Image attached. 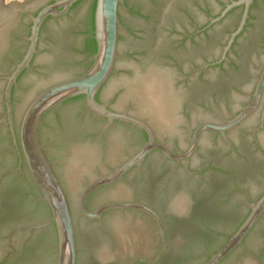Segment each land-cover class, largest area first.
<instances>
[{"label": "flooded vegetation", "instance_id": "flooded-vegetation-1", "mask_svg": "<svg viewBox=\"0 0 264 264\" xmlns=\"http://www.w3.org/2000/svg\"><path fill=\"white\" fill-rule=\"evenodd\" d=\"M54 1L47 0L45 5ZM230 1L128 0V3H124L126 10L135 18V24L129 29L134 49L131 55L145 64L156 61L161 69L169 71L165 72L170 74L166 84L174 89L171 100L176 116L173 115L167 125L156 128L146 117H139L128 110H118L112 106L108 108L145 121L153 130L155 141L164 144L174 154L188 150L190 138L197 126L203 123L224 124L252 99L264 64V11L251 4L247 22L226 52V57L219 63L212 64L221 59L223 46L229 34L237 27L242 6L231 9L218 22L206 25ZM71 9L72 5L65 13L50 15L43 21L38 43L45 22L50 19L58 20L68 15ZM31 13L32 9L21 10L6 25L0 41V64L14 51L21 18H29ZM56 31H51V34L55 33L60 46L55 48L58 55L64 53V46H61L64 42ZM34 56L29 66L32 65ZM28 68H25L13 84L11 102L13 92ZM75 77L77 76L72 78ZM99 91L97 100L103 102L98 97ZM12 109L17 132L19 122L15 119L13 104ZM88 111L84 107V114ZM90 113L94 119L89 124H83L78 131L80 134L77 132L67 142L87 136L97 145L105 146L110 128L118 125L128 127L132 135L138 138V143L122 159L108 164L106 170L87 180L85 186L94 178L119 166L148 139L142 128L131 123L114 120L107 125L105 118ZM96 121H100L102 126L97 127ZM7 131L10 136L9 128ZM159 132L164 135L161 136ZM40 140L48 157L46 145L41 137ZM12 148L16 154V163L11 167H5L9 152L0 149V224L6 219L17 218L25 211L26 207L23 211L12 214L11 197L18 183H27L29 177L31 178L24 159L21 168L17 169L18 154L14 145ZM48 159L50 160L49 157ZM50 162L63 186L72 217L69 196L59 173L51 160ZM120 184L132 196L114 198L107 195L110 189ZM31 189L28 183L27 189L24 186L23 191L25 193ZM263 190L264 87L256 109L235 126L223 132L202 129L195 149L188 158H167L159 149H153L140 164L134 165L120 178L99 186L89 194L86 204L90 210L103 203L124 201L144 204L158 214L163 223L166 245L155 261L147 260L156 257L162 247L154 219L140 209L111 208L103 211L100 218L93 219L86 218L80 212L89 223L81 234L72 217L77 250L75 264H202L238 227L248 212V203L258 198ZM118 213L139 214L145 225L153 227L152 236L149 238L138 224L142 238H135L134 225L118 223ZM50 216L14 228V233L24 235L22 248L10 249L1 261L18 264L26 258L40 257L44 251L30 255L31 248H28L33 243H46L52 224L42 228L29 227L48 221ZM56 244L57 237L54 246L57 258ZM217 264H264V213L242 242Z\"/></svg>", "mask_w": 264, "mask_h": 264}, {"label": "water", "instance_id": "water-1", "mask_svg": "<svg viewBox=\"0 0 264 264\" xmlns=\"http://www.w3.org/2000/svg\"><path fill=\"white\" fill-rule=\"evenodd\" d=\"M93 1L55 0L45 5L47 0H11L9 3L0 0V41L6 25L19 14V11L33 10L29 18H21L14 51L0 64V75H2L0 76V149L9 152L5 167H11L16 163V154L12 148L14 145L19 159L17 169L21 168V162L24 159L32 178L29 177L28 182L23 183L25 189L28 183L32 188L30 191L26 190L22 198L26 203L25 211L17 218L6 219L0 224V261L10 249L20 250L22 248L24 235L14 233V228L45 219L51 212L48 221L29 227L42 228L54 223L55 229L52 227L48 231V250L38 258H26L18 264H55V262L56 264H75L77 250L72 217L81 234V231L89 226L81 214L89 219L100 218L103 211L111 208L140 209L154 219L162 247L156 257L147 260L155 261L166 245L163 223L158 214L144 204L124 201L103 203L90 210L86 204L89 194L99 186L120 178L134 165L140 164L153 149H159L167 158L175 160L188 158L195 149L199 132L202 129L223 132L235 126L258 106L264 87V64L252 99L246 107L224 124H200L193 131L187 151L179 154L170 152L164 144L155 141L153 130L145 121L125 112L108 108L112 106L118 110H128L139 117H146L156 128L167 125L172 116H176L173 113L174 106L171 100L174 89L166 84L170 74L167 75L165 72L169 71L161 69L156 61H149L145 64L138 62L131 55L134 49L131 44L133 37L129 29L135 24V18L125 8L124 3H128V0H96L93 14L96 52L91 57L85 49V38L87 30L90 29V11ZM253 1L231 0L224 5L218 15L209 19L206 26L218 22L231 9L242 6L237 27L229 34L222 49L221 59L212 64L219 63L226 57V52L247 22L249 8ZM71 5L72 9L68 15L58 20L50 19L45 22L38 43L39 31L45 18L50 15L63 14ZM55 30L62 36V42H64L61 43V46H64V53H60L61 55L55 53V48L60 47L57 44L55 33L51 34V31ZM22 53L21 59L17 62ZM33 56V63L29 66ZM91 60V65L85 71L86 64ZM27 67H29L28 70L23 73L18 87L13 92L11 102L12 86L21 71ZM10 69V73L7 74ZM82 72L84 73L81 74ZM74 76L77 77L72 78ZM104 82L98 95L103 102H99L95 99V94ZM77 95L84 96V103L78 100L69 101L64 105V108H67L75 117L85 116V107L96 116L105 118L107 125L114 120H120L142 128L147 133L148 139L135 154L119 166L94 178L85 186L87 180L106 170L108 164L122 159L128 151L132 150L138 143V138L132 135L128 127L114 125L108 132V142L105 146L97 145L87 136L76 138L63 146L59 144L57 138L48 133L49 130L44 132L42 141L46 145L48 157L59 173L69 196L71 217L63 186L41 143L39 125L42 116L48 110ZM12 104L15 119L19 122L17 132L13 121ZM49 116L50 121L56 124L57 118L54 110ZM46 122L43 121V125ZM96 126H102V123L96 121ZM7 128H9L10 136H8ZM159 134L164 135L160 132ZM107 195L114 198H128L132 196V193L120 184L110 189ZM263 213L264 190L258 198L248 203V212L238 227L202 264L219 263L242 242ZM117 217L121 225H134L133 236L135 238H142L138 224L146 231L149 238L152 236L153 227L145 225L146 223L139 214L118 213ZM56 237L57 258L54 252ZM0 264L7 263L1 261Z\"/></svg>", "mask_w": 264, "mask_h": 264}, {"label": "trees", "instance_id": "trees-1", "mask_svg": "<svg viewBox=\"0 0 264 264\" xmlns=\"http://www.w3.org/2000/svg\"><path fill=\"white\" fill-rule=\"evenodd\" d=\"M95 2H96V0L93 1L92 7H91L90 21H89L90 22V29L87 30L86 38H85V49L87 50V52L89 53V55L91 57L96 52V41L94 39V24H93V14H94V9H95ZM252 6H256L259 10H261L263 12L264 11V0H254ZM263 17H264V13H263ZM21 57L18 59V61L21 59ZM91 63H92V60L89 61L86 64L85 71L88 69V67L91 65ZM24 70L25 69H23L21 71V73ZM84 72H82L81 74H83ZM20 74L18 76H20ZM81 74H79V75H81ZM79 75H77V76H79ZM98 91H99V89H98ZM98 91L95 94V99L96 100H97ZM78 100H82L83 103H84V96L83 95H77L75 97L66 99L62 103L57 105L56 107H53L52 109L48 110L42 116L41 123L39 125V135H40L41 139H42V136H43L44 132L45 131L47 132L49 130L48 133H51L55 138H57L59 140V144L65 146L67 143H69V142H67V140L69 138H71V136H75L83 124H89L91 122V119H94L93 116H91V113H90L91 111L90 110L85 114L84 117H80L79 118V117H75L74 115H72L68 111L67 108H64V105L67 102H69V101H78ZM52 110H54L56 118H57V123L56 124L52 123L50 121V119H49V117H50L49 114H50V112ZM43 121H47L45 125H43V123H42ZM79 134L80 133L78 132V135ZM23 188H24V185L21 184V183H18L17 184V189L15 190V192L13 193V196L11 197V198H13L12 199L13 205L11 204V209H10V212L12 214L15 213L16 211L17 212L23 211V209L26 207L25 206L26 203L22 199L23 198V194H24ZM50 215H51V212H50ZM52 227H53V229H55L54 223H52V226L50 228H52ZM41 239H43V237H41ZM46 241H47L46 243L42 242L43 243L42 245L41 244L38 245L37 243H33L31 245V247L29 246L28 249L31 248L30 249V255H32V254L34 255V254H38V253L41 254L43 251L45 252L46 250H48L49 237L46 238Z\"/></svg>", "mask_w": 264, "mask_h": 264}, {"label": "rangeland", "instance_id": "rangeland-1", "mask_svg": "<svg viewBox=\"0 0 264 264\" xmlns=\"http://www.w3.org/2000/svg\"><path fill=\"white\" fill-rule=\"evenodd\" d=\"M11 0H5V2L9 3ZM16 1H23V0H16Z\"/></svg>", "mask_w": 264, "mask_h": 264}]
</instances>
